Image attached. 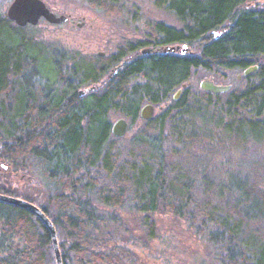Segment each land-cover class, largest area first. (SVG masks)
Returning a JSON list of instances; mask_svg holds the SVG:
<instances>
[{
  "label": "trees",
  "instance_id": "obj_1",
  "mask_svg": "<svg viewBox=\"0 0 264 264\" xmlns=\"http://www.w3.org/2000/svg\"><path fill=\"white\" fill-rule=\"evenodd\" d=\"M248 1L160 0L179 25L155 21L109 54L69 53L62 64L31 53L29 24L0 15V171L8 173L0 192L34 202L51 218L63 264L131 261L136 239L118 209L138 216L146 238L155 235L158 214L183 220L213 264H264L263 178L231 160L225 144L264 136V7ZM176 44L187 51L161 49ZM46 59L47 74L39 70ZM254 64L241 87L231 82L223 93L182 87L198 69L220 76ZM144 103L163 105L143 120L157 126H139L118 148L124 137L111 133V113L133 122ZM197 116L220 126H192ZM222 129L230 131L223 140ZM0 264H55L44 224L4 202Z\"/></svg>",
  "mask_w": 264,
  "mask_h": 264
},
{
  "label": "rangeland",
  "instance_id": "obj_2",
  "mask_svg": "<svg viewBox=\"0 0 264 264\" xmlns=\"http://www.w3.org/2000/svg\"><path fill=\"white\" fill-rule=\"evenodd\" d=\"M11 0H0V15L6 13V8ZM45 4L56 14H65L67 19L59 22H48L44 18H40L36 24H29L25 30L31 35V43L34 49L31 53H50L51 55L61 59L62 64L67 55L84 54L92 57L95 55H106L113 52L118 46L127 41H134L136 38L143 37L149 24L155 21H163L169 25H179V22L171 11L161 6L160 0H43ZM247 7H264V0H249ZM12 21V20H11ZM182 45V44H180ZM40 48V50L38 49ZM35 51V52H34ZM102 53V54H101ZM260 60L264 61V55L260 56ZM45 64L39 67V70L46 73V69L50 66V61L46 59ZM52 65V64H51ZM240 74V77L238 75ZM40 76V75H39ZM38 76V77H39ZM210 77L220 83H233L236 87H241L242 71L240 69L225 70V75H215L204 69L195 71L188 80V85L192 91H198L200 81ZM80 89H87L85 87ZM203 90V89H202ZM176 91V90H175ZM175 91L172 93L171 98ZM223 93V92H222ZM180 95V94H179ZM179 97V96H178ZM224 95L218 98L222 100ZM153 105V104H152ZM163 105L154 106L156 115ZM120 114L111 113L110 119L114 121ZM264 119V108L260 116ZM126 119V118H125ZM128 128L118 139L116 144L118 148L123 149L127 145V139L139 126H157L156 120L144 125L142 118H138L133 122L126 119ZM199 116L194 118L192 126H220L212 121L205 124ZM155 123V124H154ZM230 133L228 130H219V136L223 140L228 138ZM233 135V131L231 132ZM251 136L239 138L238 143L227 140L230 146L225 142L228 157L234 162H239L241 166L254 168L250 172L263 178L262 187L264 188V136L260 139H252ZM244 164V165H243ZM8 176V173L0 171V178ZM7 180H11V186L15 185V178L9 176ZM22 182V181H21ZM26 185V184H25ZM32 185V184H30ZM28 185V192L34 194L41 202L44 201L41 185V191L33 190ZM35 185V184H34ZM39 187V186H37ZM104 213V211H100ZM108 213H112L107 209ZM105 211V213H107ZM113 212L122 213L125 222L129 226L128 234H133L136 244L130 247L131 261H125L123 264H213L209 262L205 256L204 246L196 235L192 233L188 225L176 217L166 214L156 215L155 235L146 238L143 234V228L139 224L138 216L133 212L118 209ZM112 224L106 229H111ZM2 254L8 253V248H3Z\"/></svg>",
  "mask_w": 264,
  "mask_h": 264
},
{
  "label": "water",
  "instance_id": "obj_3",
  "mask_svg": "<svg viewBox=\"0 0 264 264\" xmlns=\"http://www.w3.org/2000/svg\"><path fill=\"white\" fill-rule=\"evenodd\" d=\"M5 15L18 26H25L27 24H36L40 18H44L48 22L59 23L67 19L65 14H56L54 11L45 4L43 0H11L6 8ZM162 51H175L179 50L180 53H185L188 47L186 44L180 45H167L161 48ZM148 49H143L147 51ZM102 54V53H101ZM257 68V64L250 65L242 71V75H247ZM240 77V74L238 75ZM188 82L182 83L185 87ZM200 88L212 93H222L230 89L231 83H220L214 81L210 77H205L200 81ZM182 87L176 89L173 98H178L181 93ZM88 89V88H87ZM87 89H80L79 93L83 94ZM154 113V107L151 103H144L140 107V117L142 119L150 118ZM128 128L127 120L119 116L112 122L111 133L116 137L123 136ZM0 202L12 204L23 208L33 215H35L47 228L50 238L55 264H63L62 255L59 247L58 237L55 225L51 218L42 210V208L32 201H29L20 196L0 192Z\"/></svg>",
  "mask_w": 264,
  "mask_h": 264
},
{
  "label": "flooded vegetation",
  "instance_id": "obj_4",
  "mask_svg": "<svg viewBox=\"0 0 264 264\" xmlns=\"http://www.w3.org/2000/svg\"><path fill=\"white\" fill-rule=\"evenodd\" d=\"M0 169H6V164L5 163H2L1 161H0Z\"/></svg>",
  "mask_w": 264,
  "mask_h": 264
},
{
  "label": "bare ground",
  "instance_id": "obj_5",
  "mask_svg": "<svg viewBox=\"0 0 264 264\" xmlns=\"http://www.w3.org/2000/svg\"><path fill=\"white\" fill-rule=\"evenodd\" d=\"M111 130V129H110Z\"/></svg>",
  "mask_w": 264,
  "mask_h": 264
}]
</instances>
